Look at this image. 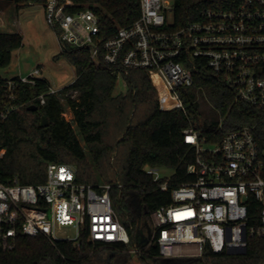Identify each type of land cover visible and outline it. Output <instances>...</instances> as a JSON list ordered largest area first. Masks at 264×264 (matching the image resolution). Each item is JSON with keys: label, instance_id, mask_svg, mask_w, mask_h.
<instances>
[{"label": "built area", "instance_id": "1", "mask_svg": "<svg viewBox=\"0 0 264 264\" xmlns=\"http://www.w3.org/2000/svg\"><path fill=\"white\" fill-rule=\"evenodd\" d=\"M65 6L60 0L44 4L45 20L61 49L65 44L88 48L96 61L144 69L165 107L184 109L179 88L193 86L202 66L231 86L238 99L264 107V0H211L196 19L184 23L175 18V0H139V17L108 34L94 8L70 12ZM42 78V68L36 66L28 75L0 79V125L24 105L18 100L20 86H36ZM63 90L50 84L29 103L44 106L49 95L66 103L78 94ZM183 133L184 142L195 149V160L187 166L193 179L174 187L171 203L151 213L147 245L155 243L159 256L173 258L200 256L206 245L215 252L247 248L250 238L264 237V147L253 127L228 131L220 145L207 143L192 128ZM143 169L155 182L163 180L162 190L168 189L170 176H162L159 167ZM114 187L122 184L78 182L74 165L55 162L48 164L43 183L0 180V249H14L21 234L79 244L85 233L91 242L129 244V232L114 207ZM252 201L259 204L254 216ZM63 227L73 228L75 236H59ZM128 251L142 252L137 247Z\"/></svg>", "mask_w": 264, "mask_h": 264}, {"label": "trees", "instance_id": "2", "mask_svg": "<svg viewBox=\"0 0 264 264\" xmlns=\"http://www.w3.org/2000/svg\"><path fill=\"white\" fill-rule=\"evenodd\" d=\"M17 10L46 0H13ZM66 11L94 8L108 34L136 20L139 0H60ZM211 0H175V18L180 23L196 19ZM23 45L18 32L0 31V69L10 65L13 52ZM64 56L74 67V81L63 92L77 90L75 98L62 103L49 95L44 106L29 110V100L50 85L46 78L38 85L20 86L19 102L24 105L0 125V180L39 184L46 180L49 163H70L77 169V181L88 184L121 183L112 198L129 235V244L91 242L85 233L79 244L51 242L43 235H19L16 247L0 249V264H264V237L250 238L245 254L215 252L209 245L200 256H159L155 243L142 242L151 230V213L171 203L174 187L191 181L187 166L195 160V149L184 142L183 130H197L211 145H220L224 135L244 125L253 127L260 147H264V107L237 98L234 89L202 66L194 74V85L179 88L184 109L164 106L150 75L144 69H123L91 58L88 48L67 44L56 58ZM0 79L3 77L0 74ZM125 89L117 92L119 80ZM66 107L73 122L64 117ZM46 116L49 124L40 125ZM84 141V145L81 143ZM4 153L1 154V151ZM145 165L168 167L173 174L168 189L143 169ZM259 204L252 201L251 215ZM141 248L135 255L128 250ZM136 256L137 260H134Z\"/></svg>", "mask_w": 264, "mask_h": 264}, {"label": "rangeland", "instance_id": "3", "mask_svg": "<svg viewBox=\"0 0 264 264\" xmlns=\"http://www.w3.org/2000/svg\"><path fill=\"white\" fill-rule=\"evenodd\" d=\"M44 13L42 4H30L17 10L13 0H0V31H21L23 35V45L13 52L10 65L0 69L3 77L19 73L28 75L38 65L42 67L43 74H49L53 86L68 85L76 77L74 67L64 56L56 58L61 52L60 43L56 31L46 22ZM172 18L173 15L170 14V19ZM154 85L159 90L156 83ZM124 89V82L120 79L116 91ZM161 101L164 102L162 99ZM63 115L66 120L73 122V112L70 108L66 107ZM81 143L84 145L83 140ZM159 172L162 176H171L173 169L161 166ZM115 210L117 211L116 208ZM117 213L119 215L118 211ZM58 234L74 237L76 233L71 227H63ZM134 260H137L136 256Z\"/></svg>", "mask_w": 264, "mask_h": 264}, {"label": "water", "instance_id": "4", "mask_svg": "<svg viewBox=\"0 0 264 264\" xmlns=\"http://www.w3.org/2000/svg\"><path fill=\"white\" fill-rule=\"evenodd\" d=\"M28 109L29 110H37L38 106L34 104V105L29 106ZM48 124H49V122H48L47 117L43 116L41 119L40 125L42 127H45ZM146 226H147V233L143 234V240H142V242H144V243H148L149 238H150L151 233H152L151 227H150L148 222L146 223ZM246 252H247V248H235V249H231L228 251V253H230V254H245ZM170 259L171 258H166L167 261H169Z\"/></svg>", "mask_w": 264, "mask_h": 264}, {"label": "crops", "instance_id": "5", "mask_svg": "<svg viewBox=\"0 0 264 264\" xmlns=\"http://www.w3.org/2000/svg\"><path fill=\"white\" fill-rule=\"evenodd\" d=\"M43 8H44V5H43ZM44 11H45V9H44ZM45 14V13H44ZM8 32H14V31H8ZM18 33H20L21 35H22V32L21 31H17ZM23 36V35H22ZM39 67H40V65H38ZM40 68H42V67H40ZM42 73H44V71H43V69H42ZM19 74H21V73H19ZM19 74H17V75H12V76H10V77H3L2 75V77L3 78H12V77H15V76H18ZM43 77L44 78H46L49 82H50V79H49V74L48 73H45V74H43ZM71 83V82H70ZM69 83V84H70ZM51 84V83H50ZM65 86H67V85H62V86H58V87H65Z\"/></svg>", "mask_w": 264, "mask_h": 264}]
</instances>
